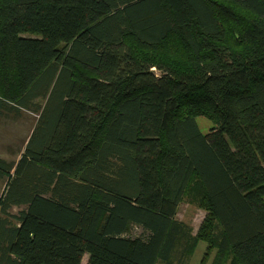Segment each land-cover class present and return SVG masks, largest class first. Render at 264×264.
Here are the masks:
<instances>
[{
    "label": "trees",
    "instance_id": "1",
    "mask_svg": "<svg viewBox=\"0 0 264 264\" xmlns=\"http://www.w3.org/2000/svg\"><path fill=\"white\" fill-rule=\"evenodd\" d=\"M24 111L0 264H187L201 241L264 264V0H0V115Z\"/></svg>",
    "mask_w": 264,
    "mask_h": 264
},
{
    "label": "rangeland",
    "instance_id": "2",
    "mask_svg": "<svg viewBox=\"0 0 264 264\" xmlns=\"http://www.w3.org/2000/svg\"><path fill=\"white\" fill-rule=\"evenodd\" d=\"M37 114L24 111L20 117L1 116L0 115V157L8 160L17 159V151L22 148L23 142L31 128L34 126ZM197 122L203 132H208L212 126L211 122L204 117H198ZM18 208H13V212H17ZM206 217V211L199 207L198 203L190 201L188 198L183 199L180 203L176 220L184 223L192 229L193 234H197L198 230ZM135 232L140 233V230ZM207 244L203 241L199 242L194 254L190 256L187 264H200L205 260L204 264H211L214 253L212 252L207 258L205 256ZM206 258V259H205ZM84 262L87 261L85 255Z\"/></svg>",
    "mask_w": 264,
    "mask_h": 264
},
{
    "label": "crops",
    "instance_id": "3",
    "mask_svg": "<svg viewBox=\"0 0 264 264\" xmlns=\"http://www.w3.org/2000/svg\"><path fill=\"white\" fill-rule=\"evenodd\" d=\"M33 128V127H32ZM32 128H31V130H32ZM31 130L29 131V133L27 134V136H26V138H25V141L23 142V145H22V148L19 150V151H17V153H16V155H17V159L19 158V156H20V154L23 152V150H24V147H25V144L27 143V140H28V138H29V135H30V133H31ZM3 158V157H2ZM4 159H6V160H8L7 158H4ZM16 159V160H17ZM5 186H6V181L5 180H2L1 178H0V197H1V195H2V193H3V191H4V189H5Z\"/></svg>",
    "mask_w": 264,
    "mask_h": 264
}]
</instances>
